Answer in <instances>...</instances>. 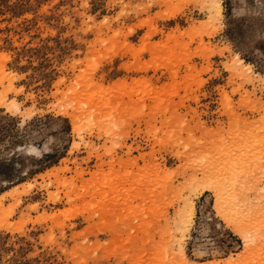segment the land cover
<instances>
[{"label": "rangeland", "instance_id": "374dc122", "mask_svg": "<svg viewBox=\"0 0 264 264\" xmlns=\"http://www.w3.org/2000/svg\"><path fill=\"white\" fill-rule=\"evenodd\" d=\"M204 5L0 0V264H264V0Z\"/></svg>", "mask_w": 264, "mask_h": 264}, {"label": "bare ground", "instance_id": "6f19581e", "mask_svg": "<svg viewBox=\"0 0 264 264\" xmlns=\"http://www.w3.org/2000/svg\"><path fill=\"white\" fill-rule=\"evenodd\" d=\"M204 6L209 11V13L212 14L213 12H215L217 16L221 15V9H222L221 0H205ZM238 61H239V63L242 64L241 60L238 59ZM242 66L245 68V70H249V71L251 70V66L248 64H242ZM257 181H258V179H257ZM209 187L212 188L216 193L215 195L217 196L218 208H222V213L228 217L230 223H232V225L235 228H237V230L240 232L241 236L243 237L246 250L249 248H252V246H254L253 245L254 243L252 244V241H254V240L258 241L262 236L261 235L262 230L260 231V229L263 227L261 225V223H262L261 220L260 219L258 220L257 218L255 219L254 217H252V214L246 215L245 213H243L242 210H239L234 206L235 201L237 199V197H236L237 193L235 190L236 189L235 186H229L228 187V186H219V185L214 186V185H212ZM237 188H239V187H237ZM225 189H227L228 191H226ZM229 190H230V194H228V196L231 198L232 201L231 200L227 201V200H229L227 198L228 196H225V192H229ZM262 190L264 193V188ZM263 198H264V196H263ZM233 202H234V205H232ZM194 211H195L194 206H193V203H191V202H189L185 205L184 210L178 211V216L181 218V226L184 227L186 233L188 232V230L192 224ZM259 222H261V223H259ZM179 252H181V251H179ZM181 253L183 254V255L181 254V256L186 257L183 250ZM186 259L187 258H185V261L183 259V261L187 264L189 262Z\"/></svg>", "mask_w": 264, "mask_h": 264}]
</instances>
